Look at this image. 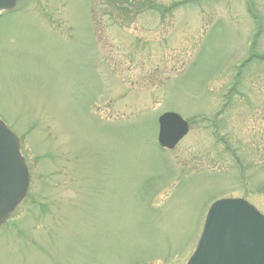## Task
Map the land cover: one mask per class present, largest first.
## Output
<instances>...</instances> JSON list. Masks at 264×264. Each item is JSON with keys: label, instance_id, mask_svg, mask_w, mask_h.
Instances as JSON below:
<instances>
[{"label": "rangeland", "instance_id": "obj_1", "mask_svg": "<svg viewBox=\"0 0 264 264\" xmlns=\"http://www.w3.org/2000/svg\"><path fill=\"white\" fill-rule=\"evenodd\" d=\"M0 121L30 172L0 264H187L216 201L264 214V0H19Z\"/></svg>", "mask_w": 264, "mask_h": 264}, {"label": "water", "instance_id": "obj_2", "mask_svg": "<svg viewBox=\"0 0 264 264\" xmlns=\"http://www.w3.org/2000/svg\"><path fill=\"white\" fill-rule=\"evenodd\" d=\"M18 0H0V13ZM159 144L174 149L188 134V123L166 113L159 119ZM30 175L14 132L0 121V226L27 195ZM187 264H264V215L242 199H223L209 210L197 249Z\"/></svg>", "mask_w": 264, "mask_h": 264}]
</instances>
